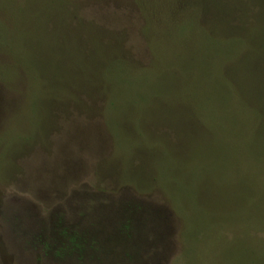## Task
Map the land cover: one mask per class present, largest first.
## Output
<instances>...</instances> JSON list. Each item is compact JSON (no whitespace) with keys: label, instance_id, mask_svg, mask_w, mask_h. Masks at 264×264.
I'll list each match as a JSON object with an SVG mask.
<instances>
[{"label":"rangeland","instance_id":"374dc122","mask_svg":"<svg viewBox=\"0 0 264 264\" xmlns=\"http://www.w3.org/2000/svg\"><path fill=\"white\" fill-rule=\"evenodd\" d=\"M0 264H264V0H0Z\"/></svg>","mask_w":264,"mask_h":264}]
</instances>
